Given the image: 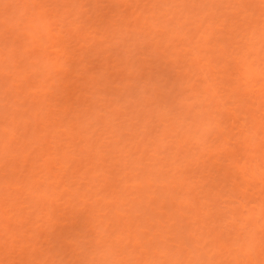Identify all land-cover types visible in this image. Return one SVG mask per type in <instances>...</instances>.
Instances as JSON below:
<instances>
[{
  "label": "bare ground",
  "instance_id": "1",
  "mask_svg": "<svg viewBox=\"0 0 264 264\" xmlns=\"http://www.w3.org/2000/svg\"><path fill=\"white\" fill-rule=\"evenodd\" d=\"M0 264H264V0H0Z\"/></svg>",
  "mask_w": 264,
  "mask_h": 264
}]
</instances>
